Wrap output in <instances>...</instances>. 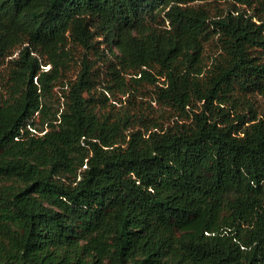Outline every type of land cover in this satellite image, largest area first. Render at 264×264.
<instances>
[{"label":"trees","instance_id":"16d2710c","mask_svg":"<svg viewBox=\"0 0 264 264\" xmlns=\"http://www.w3.org/2000/svg\"><path fill=\"white\" fill-rule=\"evenodd\" d=\"M259 48L264 0H0V264H264ZM78 64L39 134L43 97ZM142 69L164 79L168 125L97 90Z\"/></svg>","mask_w":264,"mask_h":264},{"label":"rangeland","instance_id":"374dc122","mask_svg":"<svg viewBox=\"0 0 264 264\" xmlns=\"http://www.w3.org/2000/svg\"><path fill=\"white\" fill-rule=\"evenodd\" d=\"M206 7L212 15L227 14L229 11L234 12L235 9L234 5L223 1L208 2ZM237 8L243 11L247 17H254L255 15V12L248 7L238 6ZM204 45L205 62L210 65L212 60L222 52V44L217 35H212L208 40L204 41ZM255 53L261 60H264V48H259ZM46 67L49 68V66ZM79 69L80 64L73 65L65 72V76L61 77L50 92L43 97L41 107L32 119L38 128L43 129L39 134H43L51 128V123H53L51 119L57 109L64 107L65 93L69 90V82L76 78ZM8 71L9 59L0 67V96L8 95ZM125 78L126 84L124 87L114 86L107 74H102L99 79L100 85L97 86V90H105L107 85H110V91L106 92L108 98L106 106L108 109L117 111L130 105L131 101L146 108L149 114L155 115L165 125L170 124L178 117L174 109L157 100L156 86L162 85L164 79L157 74L155 69H142L125 75ZM247 100L256 109L258 117L264 118V90L250 93ZM30 123L28 127H30Z\"/></svg>","mask_w":264,"mask_h":264}]
</instances>
